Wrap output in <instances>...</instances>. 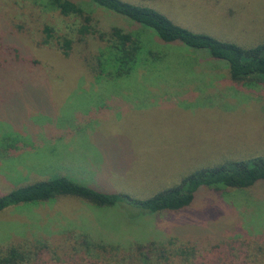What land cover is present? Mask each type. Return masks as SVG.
Masks as SVG:
<instances>
[{"label":"rangeland","instance_id":"374dc122","mask_svg":"<svg viewBox=\"0 0 264 264\" xmlns=\"http://www.w3.org/2000/svg\"><path fill=\"white\" fill-rule=\"evenodd\" d=\"M69 1L91 16L96 35L80 39L82 20L48 0H0V36L28 61L0 68V197L65 177L145 200L195 172L264 155V79L233 81L206 50L164 43L89 0ZM124 1L242 48L264 42V0ZM46 27L54 38L44 45ZM112 28L142 51L120 78ZM65 37L68 57L57 43ZM131 153L136 162L125 160ZM10 246L29 254L27 264H143L144 256L173 264L177 248L195 250L191 264H264V180L201 186L189 206L155 214L72 196L10 206L0 212V248Z\"/></svg>","mask_w":264,"mask_h":264},{"label":"trees","instance_id":"16d2710c","mask_svg":"<svg viewBox=\"0 0 264 264\" xmlns=\"http://www.w3.org/2000/svg\"><path fill=\"white\" fill-rule=\"evenodd\" d=\"M89 1L100 9L121 16L142 28L152 30L164 43H179L192 49L206 50L212 58L223 61L228 66L229 75L233 81H246L253 77L264 79V42L246 49L232 43L219 41L210 35L195 33L180 27L166 15L147 5L134 4L124 0ZM48 3L51 6L50 9H57L62 16H74L82 20L78 29L80 39L86 35H96V32L94 33L90 29L91 16L76 4L69 0H48ZM43 32L45 36L42 43L47 45L54 36L48 27ZM97 35L96 37H99L100 41H104L105 34ZM109 36L107 43L111 49L118 51V55L121 53L116 59L120 66L115 71L116 77L120 78L131 72L132 66L138 62L142 51L137 54L139 47L135 45L131 36L118 28H112ZM57 43L63 56L68 57L72 50V39L65 37ZM8 59L12 61L15 71L22 68H17L18 65H28L22 50L17 49L12 42L8 43L0 36V68L1 64H4ZM29 63L37 62L30 60ZM0 76V81H4L2 75ZM24 77L22 76V79ZM260 180H264V155L250 160H230L224 165L195 172L185 177L178 186L145 200H138L126 194L104 193L101 190L61 177L18 188L1 196L0 212L7 207L22 203L48 201L58 196H72L99 208L128 203L143 211L155 214L162 211H177L189 206L193 201L194 194L201 186L214 190H218L219 187L248 188ZM84 244L94 247L93 249L96 250L107 248V245ZM140 250L139 248L138 252L141 254ZM173 253V256L170 257L179 258L174 260L173 264L176 262L177 264H191L190 260L196 258L193 248H177ZM160 255L164 257L162 252ZM144 257L143 264L152 263V260ZM29 258V254L18 247L0 248V264H27Z\"/></svg>","mask_w":264,"mask_h":264},{"label":"crops","instance_id":"0c3cea01","mask_svg":"<svg viewBox=\"0 0 264 264\" xmlns=\"http://www.w3.org/2000/svg\"><path fill=\"white\" fill-rule=\"evenodd\" d=\"M122 102H124V101L121 100L120 103H122ZM125 160H129V162H133V161L136 162L135 157H133L132 153H131L130 157L125 159Z\"/></svg>","mask_w":264,"mask_h":264}]
</instances>
